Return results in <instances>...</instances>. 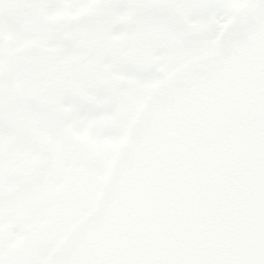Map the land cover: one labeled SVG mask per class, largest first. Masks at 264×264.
<instances>
[{"label":"flooded vegetation","instance_id":"obj_1","mask_svg":"<svg viewBox=\"0 0 264 264\" xmlns=\"http://www.w3.org/2000/svg\"><path fill=\"white\" fill-rule=\"evenodd\" d=\"M245 0H0V264H44L149 93Z\"/></svg>","mask_w":264,"mask_h":264},{"label":"water","instance_id":"obj_2","mask_svg":"<svg viewBox=\"0 0 264 264\" xmlns=\"http://www.w3.org/2000/svg\"><path fill=\"white\" fill-rule=\"evenodd\" d=\"M44 264H264V0L150 93Z\"/></svg>","mask_w":264,"mask_h":264}]
</instances>
